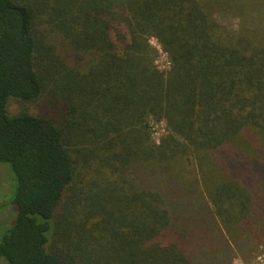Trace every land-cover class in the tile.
Masks as SVG:
<instances>
[{"label":"trees","instance_id":"1","mask_svg":"<svg viewBox=\"0 0 264 264\" xmlns=\"http://www.w3.org/2000/svg\"><path fill=\"white\" fill-rule=\"evenodd\" d=\"M0 162L15 178L0 263L249 259L264 244V0H0Z\"/></svg>","mask_w":264,"mask_h":264},{"label":"rangeland","instance_id":"2","mask_svg":"<svg viewBox=\"0 0 264 264\" xmlns=\"http://www.w3.org/2000/svg\"><path fill=\"white\" fill-rule=\"evenodd\" d=\"M216 19L229 27L230 29L236 30L239 18L232 14H218L216 13ZM150 44L154 46L157 50L156 64L158 68L166 69L169 66V60L165 52L162 50L160 44L154 39L150 38ZM49 108L47 104L44 106ZM17 105L14 102L9 104V110L14 112L17 109ZM30 110L35 113L38 108L35 105H31ZM50 109V108H49ZM48 109V112H50ZM45 110V109H44ZM151 123V134L156 142L165 133V123L164 121H152ZM15 190V178L11 172L10 166L7 163L0 162V235L9 226H3L12 216L13 208L9 207L6 202L10 201L11 196ZM3 260V259H2ZM4 261V260H3ZM0 264H4L1 262ZM232 264H264V244L259 246L257 254L250 255V258L245 260L240 254H237L233 258Z\"/></svg>","mask_w":264,"mask_h":264}]
</instances>
